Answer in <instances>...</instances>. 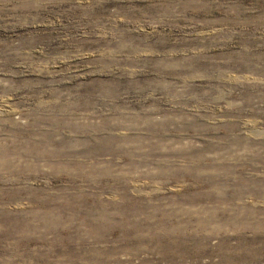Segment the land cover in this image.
I'll use <instances>...</instances> for the list:
<instances>
[{
    "label": "rangeland",
    "instance_id": "rangeland-1",
    "mask_svg": "<svg viewBox=\"0 0 264 264\" xmlns=\"http://www.w3.org/2000/svg\"><path fill=\"white\" fill-rule=\"evenodd\" d=\"M0 264H264V0H0Z\"/></svg>",
    "mask_w": 264,
    "mask_h": 264
}]
</instances>
